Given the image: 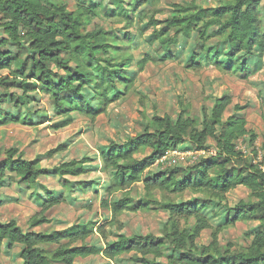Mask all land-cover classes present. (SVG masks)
I'll list each match as a JSON object with an SVG mask.
<instances>
[{
  "label": "trees",
  "instance_id": "trees-1",
  "mask_svg": "<svg viewBox=\"0 0 264 264\" xmlns=\"http://www.w3.org/2000/svg\"><path fill=\"white\" fill-rule=\"evenodd\" d=\"M75 1L78 2L75 11H69L62 0H0L3 27L0 72H8L0 77V104L7 101L15 108L14 113L4 111L0 106V127L29 124L30 115L23 114L22 109L27 108L32 101L31 95L38 91L48 93L59 115L79 112L90 121L103 114L110 104L125 97L132 82L125 72L132 66L125 42L131 39L128 30L138 13L135 6L142 7L147 1H112L116 8L109 10L104 19L123 18L126 21L125 32L120 38L115 31H107L103 27L86 30L88 24L102 18L99 16L101 6L93 3L84 6L80 0ZM263 6L264 0H218L216 7L208 8L192 2L185 7L175 5L162 21L151 16L146 23L157 27L151 41L159 44L162 60L173 59L168 51L177 44L179 37L196 33L204 44L206 64L213 61L217 70L246 80L260 72L264 65ZM210 39H215L216 43L207 46L205 43ZM7 44L23 49L25 53L3 52L2 48ZM151 62V57L143 56L136 65L138 71H143ZM192 65V69L201 68V64ZM87 86L101 107L90 106L83 95ZM9 90H17L20 94H9ZM230 105V97L222 95L214 100L209 111L202 107L196 119L190 116L189 106L178 101L179 112L175 119L168 115L153 117L146 129L134 138L122 143L110 142L98 150L100 170L109 181L108 195L130 192L141 184L143 198L153 205L159 202L153 198L152 190L175 194L189 191L207 198L203 204L197 201L160 203L161 209L168 214L163 238L153 234L117 235L114 241L109 242L98 229L104 237V248L97 249L86 244L93 234L91 228L71 227L64 232L50 233L35 231L51 223L46 213L64 203L67 194H87L92 189L96 190L92 182L66 179H79L86 175L85 166L92 160L60 161L46 168L41 166V159L50 160L64 153L65 144L33 160L25 159L17 148L5 150L0 160V187L3 183L15 186L20 198L26 197L35 203L38 212L23 226H18L14 220L0 223V249L4 245L8 250L20 246L21 264H75L76 259L96 255H100L106 264H113L129 254L138 256L135 259L138 264H264V172L260 169L264 163H254L257 137L246 129V121L239 115L243 108L233 106L234 113L223 121ZM70 123L71 120L55 128L60 129ZM246 138L248 146L252 147L248 160L236 150V142ZM209 140L214 141L215 155L204 158L208 161L205 166L202 165L205 162H201L203 157L199 158L187 168L189 174L182 181L174 180L170 176L172 172L167 170L145 176L168 151L176 150L188 141L193 152H207L210 150ZM262 143L264 149V139ZM145 150L149 152L138 158ZM218 159L222 161L218 162ZM228 165L231 167L227 168ZM49 178L58 181L62 193L41 184V179ZM238 186L245 188L254 202L242 201L229 208L225 196ZM213 201L224 203V210L233 214V218L227 219V226L241 221L258 223L245 235L249 241L246 248L231 252L227 246L225 252H218L216 238L219 230L211 234L208 246H197L200 234L210 229L208 219L202 213ZM131 203L129 198L118 200L112 204L111 213L149 209V205L142 204L140 200L135 206ZM189 220H193V225L188 226Z\"/></svg>",
  "mask_w": 264,
  "mask_h": 264
},
{
  "label": "rangeland",
  "instance_id": "rangeland-1",
  "mask_svg": "<svg viewBox=\"0 0 264 264\" xmlns=\"http://www.w3.org/2000/svg\"><path fill=\"white\" fill-rule=\"evenodd\" d=\"M69 11H75V0H62ZM113 0H80L79 3L89 6L90 3L100 4L99 16L86 26L90 31L96 27H103L105 30H113L118 38L125 32L123 28L126 21L120 19H104L109 10L116 8L112 3ZM125 1V0H124ZM147 3L142 7L135 6L138 13L135 14L128 32L131 36L129 42H125L127 53L132 61V66L125 69L126 76L132 79L129 84V90L125 97L110 104L106 111L89 120L88 117L74 112L68 115H59L52 106L51 97L48 93L38 91L31 95L32 101L22 113L30 115L29 124L27 125H8L0 127V160L3 158V152L9 148H17L27 160H33L39 156H44L46 152L55 149L61 144H65L66 151L56 155L53 159H41V166L50 168L60 161L80 160L81 158L91 159L92 162L86 164L87 174L74 179L66 178L69 181L81 180V182H92L95 189L87 194L75 192L67 194L66 200L61 205L52 208L46 213L51 220L50 224L36 228L37 232H64L71 227L91 228L93 234L86 240V244L97 249L104 248L105 240L112 242L117 235L126 237L135 235L153 234L156 237L164 235L163 227L168 219V214L160 207L164 201L192 202L203 204L207 198L200 194H192L189 191L183 193L159 192L152 190L153 198H156L159 204H149L148 200L143 198V187L141 184L135 186L130 192H118L112 195L106 193L109 185L108 178L102 172L98 158V150L108 146L110 142L122 143L127 139L134 138L137 134L142 133L153 117H162L168 115L175 119L179 112L178 101H182L189 106L190 116L199 118L202 107L207 111L210 110L214 100L222 95H228L231 99V105L223 116V121L231 116L233 106L237 105L243 108L246 116L247 129L257 135L254 143L255 148L262 149L264 139V65L263 69L249 79H241L240 76L231 75L216 69L213 61L206 64L204 57V44L200 41L196 33H191L185 38H178L177 44L169 48V57L173 59L162 60L163 52L158 43L151 41V35L157 31V27L147 25V18L153 16L155 20H164L174 6H188L196 2L204 8L216 7L218 0H146ZM121 12V11H119ZM264 14V6L261 8ZM173 34L172 32L170 33ZM3 38V27L0 21V39ZM216 43L215 39L208 40L205 44L212 46ZM3 52L25 53L16 46L7 44L2 48ZM149 56L152 59L143 71H138L137 63L143 56ZM220 60H224L223 57ZM73 63H77L71 61ZM264 64V55L262 57ZM192 63L201 64V68L192 69ZM7 71L0 72V77L7 75ZM96 76V75H95ZM1 91V90H0ZM120 91L122 89L120 88ZM4 93V92H3ZM9 94H20L17 90H9ZM84 97L92 107H101L95 100L90 86L84 88ZM94 97V98H93ZM4 111L15 113L12 103L3 102L0 104ZM71 123L60 129L66 122ZM248 138L240 139L236 142V150L247 160L250 158L249 152L252 147L248 146ZM214 141L209 140L208 146L213 150ZM176 150L182 153V157L170 156L168 162H158L153 165L145 176L156 175L161 171L167 170L172 172L171 177L176 181H182L189 174L187 168L191 164L192 157L187 155L193 153L188 141L179 145ZM149 151L145 150L140 158ZM187 153V154H186ZM205 158L214 155L207 153ZM248 156V157H247ZM202 165L205 166L208 161ZM222 159H218L221 162ZM264 161V160H262ZM199 163V162H198ZM197 163V164H198ZM231 166H227L230 168ZM212 175V171H210ZM42 185L49 189L62 193L60 184L56 179H41ZM66 194V193H64ZM123 198H129L131 205L135 206L138 200L142 204H148V210L139 211H121L116 215L111 213L113 203ZM227 207L231 208L239 202L252 200L249 198L248 191L243 187H236L228 192L225 196ZM254 202V199L252 200ZM0 223H6L14 220L18 226H23L32 216L38 212L35 203L24 198H20L16 187L3 183L0 187ZM215 205V206H213ZM224 203L211 202L210 207L203 211V215L208 219L209 230L203 231L197 239V246L202 248L211 243V234L215 230L217 233V251L225 252L227 246L231 252H238L248 246L246 234L250 229L258 225L255 221L236 222L227 226V219L233 218L224 210ZM182 223V222H180ZM193 225V220H189L188 226ZM21 247L16 245L12 250L6 246L0 249V264H21L19 258ZM138 256L135 254L124 255L117 259L113 264H138L135 262ZM107 262L100 256H91L85 259H76L75 264H106Z\"/></svg>",
  "mask_w": 264,
  "mask_h": 264
},
{
  "label": "built area",
  "instance_id": "built-area-1",
  "mask_svg": "<svg viewBox=\"0 0 264 264\" xmlns=\"http://www.w3.org/2000/svg\"><path fill=\"white\" fill-rule=\"evenodd\" d=\"M256 150H257V157L255 158L254 163L255 164H259V165L263 164L264 161H262V160H264V151L260 150L259 148H256ZM207 153H209L211 155H215V150H209L207 152L206 151H196V152H193V153H189V154L186 153V154L190 155L192 157L191 164H195L199 158L207 156L208 155ZM170 156L182 157L183 154L178 152V150L168 151L166 153V155L160 160L161 163L164 162V161H167V163H169L168 162V158ZM260 169L264 172L263 165H260Z\"/></svg>",
  "mask_w": 264,
  "mask_h": 264
},
{
  "label": "crops",
  "instance_id": "crops-1",
  "mask_svg": "<svg viewBox=\"0 0 264 264\" xmlns=\"http://www.w3.org/2000/svg\"><path fill=\"white\" fill-rule=\"evenodd\" d=\"M259 73V72H258ZM257 74V73H256ZM255 74V75H256ZM252 77V76H251ZM249 79V78H248ZM239 115L240 116H242L244 119H245V121H246V116L244 115V113H243V110L239 113ZM246 127H247V122H246ZM247 129V128H246ZM248 130V129H247ZM248 131H251V130H248ZM253 132V131H252ZM255 134V133H254ZM256 135V134H255ZM256 137H257V135H256ZM256 140H257V138H256Z\"/></svg>",
  "mask_w": 264,
  "mask_h": 264
}]
</instances>
